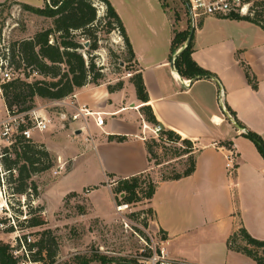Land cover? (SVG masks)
<instances>
[{"label": "crops", "instance_id": "1", "mask_svg": "<svg viewBox=\"0 0 264 264\" xmlns=\"http://www.w3.org/2000/svg\"><path fill=\"white\" fill-rule=\"evenodd\" d=\"M110 1L126 29L135 53L133 64L143 75L150 97L147 105L158 124L194 145V173L179 180L158 181L150 200L153 222L168 240L170 256L188 264H257L241 249L230 247L229 240L244 228L254 239L264 241V157L245 136L252 132L264 142V29L242 18L200 17L192 57L214 77L194 81L181 77L172 65L177 52L172 55L171 43L175 30H186L183 20H178L168 43L149 46L143 32L144 19L134 17L138 26L132 31L115 1ZM242 64L256 77V89L248 82ZM74 95L75 105L60 109L59 122L54 125L59 124L63 129L60 133L67 131L77 140L92 136L88 151L93 153L101 179L92 186L76 183L61 199L94 187L90 199L99 189H107L110 195L118 180L149 172L150 155L143 126L151 125L140 112L143 105L134 86L110 93L105 85H87ZM42 102L37 100V104ZM84 106L102 113V128L90 118L88 128L81 130L82 120L70 119ZM227 107L244 128L234 124ZM50 131L42 133L41 138L34 137V141L43 143L54 154ZM110 136L127 139L119 142L109 140ZM229 152L236 155L232 172L227 168ZM83 155L75 153L70 172L75 159ZM94 210H98L95 204ZM46 212L49 214V207Z\"/></svg>", "mask_w": 264, "mask_h": 264}, {"label": "rangeland", "instance_id": "2", "mask_svg": "<svg viewBox=\"0 0 264 264\" xmlns=\"http://www.w3.org/2000/svg\"><path fill=\"white\" fill-rule=\"evenodd\" d=\"M114 1L132 31L138 26L134 17L144 19L143 32L145 38L148 39L149 46L162 47V44L168 43L172 31L178 25V19L183 20L181 22L185 26L191 27L189 14L182 0ZM48 2L49 0H0V50L9 44L31 38L38 31L51 27L52 19L25 7L45 8ZM96 6L100 12H98V17L101 19L105 14V6L98 2ZM199 23L198 19L194 20L195 27H199ZM101 26H96L98 49L93 52V59L102 78L98 81V85H91L116 86L123 82V89H125L131 85L129 80L133 74L132 68L136 66L129 61L127 48L119 30L115 29L107 33V29ZM132 37L135 39L134 34ZM79 40L87 49L85 44L90 41L87 38H79ZM82 52L85 54V51L82 50ZM85 58L88 59L87 55ZM33 77L35 78L36 75ZM39 106L48 110L53 116L54 122L50 129L52 132L50 134L53 135L51 148L56 156L50 153L56 158V165L51 170L34 177L40 189L38 199L28 200L13 195L7 184V175L3 174L5 182L3 183L0 174V206L5 205L0 208V244L10 245L12 250L20 239L27 241L31 238L32 241L29 244H34L41 239L42 231L50 229L51 235L57 239V255L55 261L51 263L44 254L46 260L39 264H83L96 255L124 260L119 264H136L137 256L149 254L150 247L159 248L162 234L153 222L154 215L150 201L144 199L133 205H119L121 196L115 193L118 181L112 186L113 193L110 195L107 189H99L92 200L89 194L92 189H96L94 187L85 189L77 196L68 194L61 199L64 193L73 189L74 184L96 185L101 176L93 160V153L88 151L89 146L92 147V141L85 138L77 140L67 131L60 133L63 129L59 124H54L58 121L61 108L49 105L45 101L37 104V107ZM43 135L35 133L34 137L41 138ZM176 146L182 149V145ZM174 147L156 148V152L150 154L151 170L145 175L146 180L149 177L158 182L163 178H170L182 172L189 165L185 157L175 156ZM77 151L84 155L75 159L70 172L72 160ZM64 161L67 162L64 163ZM94 204L99 211L94 210ZM38 206H43L45 209L44 216L48 222L47 226L30 228L24 220L30 216L31 209L34 210ZM46 207L50 209L49 214L46 212ZM123 207L124 209L121 210L120 208ZM101 214L107 218L102 219ZM48 215L50 220H48ZM245 244V241L238 237L232 242V247L242 249ZM33 250L36 252L37 248ZM90 264H100V261L97 260Z\"/></svg>", "mask_w": 264, "mask_h": 264}, {"label": "trees", "instance_id": "3", "mask_svg": "<svg viewBox=\"0 0 264 264\" xmlns=\"http://www.w3.org/2000/svg\"><path fill=\"white\" fill-rule=\"evenodd\" d=\"M105 6V14L100 19L96 2ZM29 10L52 19V26L38 31L33 37L10 44L11 63L16 70L22 71V77L13 79L2 84L4 101L11 112L25 113L37 107V100L45 102H58L76 94L87 85L96 84L102 78L100 70L96 67L93 59V52L98 49L97 25H102L111 33L118 29L127 48L129 61L135 60V53L127 35L123 22L109 0H49L45 8L25 6ZM241 18L239 16H232ZM231 18V17H230ZM256 24L264 29V8L257 11L254 17L242 18ZM180 20V19H178ZM171 43V52L174 55L184 47L190 34V27L182 32H174ZM79 38H87L90 45L87 49ZM193 40L190 46L185 49L176 59L175 67L184 79L200 80L210 79L214 74L205 70L193 59ZM85 51V54L82 52ZM87 55L88 59L85 58ZM244 67L248 82L254 89L257 88V79L246 64ZM130 77V83L136 90L137 99L142 103L140 112L146 122L150 125L158 124L151 106L149 93L146 88L141 72L135 67ZM33 75H36L34 78ZM110 93L121 91L123 82L116 86H107ZM229 113L234 117L237 124L244 128L243 124L236 118L235 112L227 107ZM257 138L264 147L263 140L256 134L250 132ZM250 138L247 134H245ZM126 137L110 136L109 140L125 141ZM231 145V143H226ZM176 145H182V149ZM175 146V156L186 159L189 165L182 171L170 178H163L161 181L179 180L191 176L196 169V156L193 142L182 138L172 130H164L157 139L146 140L148 154L155 153L156 148ZM264 157V150L258 146ZM0 163L7 173V184L13 195L26 199L40 196V189L34 177L43 174L56 165V158L44 144H38L34 140L19 138L12 147V151L4 150L0 153ZM148 173V172H147ZM140 174L127 179H120L117 182L115 193L121 196L120 204L133 205L144 199L152 200L158 183L146 174ZM112 177V176H110ZM145 177V179H143ZM69 195L77 196V193ZM44 207L38 206L31 209L30 216L24 221L30 228H43L47 226V219L44 216ZM152 211V210H151ZM34 213V215H33ZM153 213V211H152ZM51 230L41 232V239L34 244H28V248L36 252L31 253V261L44 263L47 258L50 262L55 261L58 243L56 237L51 235ZM241 238L246 243L242 252L256 261L257 264H264V241L254 239L250 234L241 228L237 234L229 240L232 242ZM15 247L0 244V264H20L22 257L14 255ZM44 254L46 256H44ZM100 264H115L124 261L117 258H109L96 255L86 260L83 264H90L94 261ZM130 261V260H129ZM131 262V261H130ZM131 264V263H130Z\"/></svg>", "mask_w": 264, "mask_h": 264}, {"label": "built area", "instance_id": "4", "mask_svg": "<svg viewBox=\"0 0 264 264\" xmlns=\"http://www.w3.org/2000/svg\"><path fill=\"white\" fill-rule=\"evenodd\" d=\"M189 4L193 21L200 17H219L230 18L239 16L241 18L254 17L257 11L264 8V0H186ZM99 12V11H98ZM104 12V10H103ZM100 13V12H99ZM172 65L175 67V60H172ZM22 77V71L16 70L11 63L10 44L0 50V153L4 150L12 151V147L17 143L19 138L26 140H34L35 133H46L53 126V116L50 113L36 107L29 112L17 113L11 112L4 101L2 84L10 82L13 79ZM186 84V83H185ZM75 95L58 101L56 107L61 109L67 108L68 105H75ZM70 101V102H69ZM228 116L231 120L233 117L230 113ZM65 117V115H64ZM92 118L95 125L99 128L104 126L105 120L102 113H96L89 110L87 107H81L77 113L71 115L72 121L82 120L83 127L81 130L88 128V121ZM145 139L155 138L164 131L161 125H145L143 126ZM86 140L93 141L92 136L88 135ZM1 157V156H0ZM236 155L229 152L226 155L227 168L230 172L235 169ZM1 180L4 182V175L7 174L0 163ZM31 238L26 240L20 239L17 243L18 248L15 249L14 255L22 257L20 264H39L31 261V253L34 250L28 248L31 243ZM16 246V247H17ZM149 254L137 256L136 264H188L184 261L174 259L169 254V242L163 236L159 240V248L150 247ZM20 255V256H18Z\"/></svg>", "mask_w": 264, "mask_h": 264}, {"label": "water", "instance_id": "5", "mask_svg": "<svg viewBox=\"0 0 264 264\" xmlns=\"http://www.w3.org/2000/svg\"><path fill=\"white\" fill-rule=\"evenodd\" d=\"M187 8V11H188V14H189V18H190V24H191V27H190V34L188 36V39L184 45L183 48H181L173 57V60H175L185 49H187L191 42H192V39H193V36H194V33H195V26H194V21H193V16H192V13H191V10H190V7H189V4L187 3L186 0H182ZM90 45V42H86L85 46L88 48ZM233 122L234 124H236V126L241 129V127L235 122V120L233 119ZM247 135L250 137V139L257 145L259 146L260 148H262L264 150V147L263 145L261 144V142L255 138L251 133L249 132H246Z\"/></svg>", "mask_w": 264, "mask_h": 264}, {"label": "bare ground", "instance_id": "6", "mask_svg": "<svg viewBox=\"0 0 264 264\" xmlns=\"http://www.w3.org/2000/svg\"><path fill=\"white\" fill-rule=\"evenodd\" d=\"M2 207H5V205H1V206H0V208H2ZM120 209H121V210H123V209H124V207H123V208H120Z\"/></svg>", "mask_w": 264, "mask_h": 264}]
</instances>
